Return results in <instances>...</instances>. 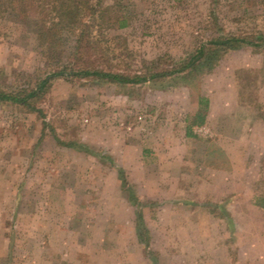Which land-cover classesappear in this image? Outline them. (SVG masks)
<instances>
[{
  "label": "rangeland",
  "instance_id": "obj_1",
  "mask_svg": "<svg viewBox=\"0 0 264 264\" xmlns=\"http://www.w3.org/2000/svg\"><path fill=\"white\" fill-rule=\"evenodd\" d=\"M103 4L130 17L101 29L120 73L264 35V0ZM27 20L0 10V91L57 64ZM35 106L0 102V264H264V48L153 84L56 76Z\"/></svg>",
  "mask_w": 264,
  "mask_h": 264
},
{
  "label": "trees",
  "instance_id": "obj_2",
  "mask_svg": "<svg viewBox=\"0 0 264 264\" xmlns=\"http://www.w3.org/2000/svg\"><path fill=\"white\" fill-rule=\"evenodd\" d=\"M119 8L120 11L114 5L106 6L103 0H0L1 11H12L21 20L32 21L43 56L50 62L58 59L56 66L51 67L52 70L32 86L17 91H0V102L35 112V101L42 97L51 78L56 76H75L124 85L153 84L159 79L180 75L186 70L190 74L210 70L218 58L230 49L237 50L244 45L264 48V35H257L256 40L220 35L201 44L194 57L182 62L178 68L171 66L172 69H159V64H154V70L151 67L144 74L120 73L112 69L110 59L105 57L113 49L110 42L114 39L101 32L104 26L105 29H124L129 26L130 17L121 6ZM66 36L72 38V44L68 46L71 56L66 61H60V56L65 52ZM194 117L200 123L204 120L199 111ZM119 175L123 179L122 170H119Z\"/></svg>",
  "mask_w": 264,
  "mask_h": 264
},
{
  "label": "crops",
  "instance_id": "obj_3",
  "mask_svg": "<svg viewBox=\"0 0 264 264\" xmlns=\"http://www.w3.org/2000/svg\"><path fill=\"white\" fill-rule=\"evenodd\" d=\"M220 146H222V149L227 150L226 146H223V145H220Z\"/></svg>",
  "mask_w": 264,
  "mask_h": 264
}]
</instances>
